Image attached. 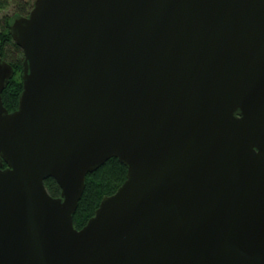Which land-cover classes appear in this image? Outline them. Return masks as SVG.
<instances>
[{"label":"water","instance_id":"95a60500","mask_svg":"<svg viewBox=\"0 0 264 264\" xmlns=\"http://www.w3.org/2000/svg\"><path fill=\"white\" fill-rule=\"evenodd\" d=\"M9 33L0 264H264V0H35ZM113 158L126 181L79 230Z\"/></svg>","mask_w":264,"mask_h":264},{"label":"trees","instance_id":"16d2710c","mask_svg":"<svg viewBox=\"0 0 264 264\" xmlns=\"http://www.w3.org/2000/svg\"><path fill=\"white\" fill-rule=\"evenodd\" d=\"M35 0L26 2L20 0H0V10L12 9L13 15L5 21V26L0 32V41L2 44V58L9 62L15 69V75L2 94L4 106L9 112L18 107L19 95L22 91L21 75L17 78L19 72L22 73L23 52L14 43L9 33V26L12 20L17 16H27ZM23 2V3H21ZM127 167L121 164L118 159H110L97 171L90 173L86 177V186L83 196L79 202L78 209L74 215V224L77 229L83 228L90 218L95 214L102 199L111 196L126 181ZM45 186L53 197L60 196V188L54 179L45 181Z\"/></svg>","mask_w":264,"mask_h":264},{"label":"rangeland","instance_id":"374dc122","mask_svg":"<svg viewBox=\"0 0 264 264\" xmlns=\"http://www.w3.org/2000/svg\"><path fill=\"white\" fill-rule=\"evenodd\" d=\"M20 1L26 2L28 0H20ZM23 2H21V3H23ZM12 13H13L12 9L0 10V32L3 30V28L5 26V21L8 19V17L13 15ZM20 75L21 74L18 72L16 77L18 78Z\"/></svg>","mask_w":264,"mask_h":264}]
</instances>
